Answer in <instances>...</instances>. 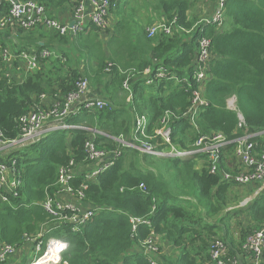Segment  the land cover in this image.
<instances>
[{"label": "trees", "instance_id": "16d2710c", "mask_svg": "<svg viewBox=\"0 0 264 264\" xmlns=\"http://www.w3.org/2000/svg\"><path fill=\"white\" fill-rule=\"evenodd\" d=\"M198 1L148 0L151 15L147 23L134 19V8L132 17H127V1L121 0L112 8L113 14L120 16L112 27L99 32L91 25L90 35H85L86 31L78 37L43 28L18 29L20 46L12 43L13 47L19 51L49 49L54 54L40 59L43 69L28 71L15 63L11 75L0 72V142L20 138L23 115L47 108L54 101L64 102L81 79H87L90 93L107 104L72 113L63 120L70 127L48 130L38 140L0 155L9 165L16 160L20 180L17 194L10 193L4 202L0 198V245L31 243L34 250L43 247V255L54 237L68 244L61 252V264H151L154 260L158 264H211L210 249L216 240L226 245L229 257L241 254L250 264V253L243 245L264 224V194L240 206L242 195L247 196L252 189L227 183L206 167L197 170L200 154L152 155L115 139L123 137L135 143L146 139L165 152L172 147L193 149L202 134L221 132L230 139L242 135L238 113L248 131L264 130V0H228L229 31L204 27L198 17L190 16ZM156 14L165 19L150 22ZM175 19L179 28L174 35L160 31L149 35L150 26ZM203 27L204 34L212 38L211 78L203 90L208 104L195 117V127L184 114L192 102L193 60ZM75 48H83L80 53L89 62L96 59L99 68L78 69L70 54ZM160 66L171 75L147 84L144 70L151 67L154 75ZM128 76H134L129 92L123 87ZM127 95L131 97L128 101ZM231 98L236 99V109L228 108ZM166 112L172 115L171 144L155 132ZM143 115L145 134L151 138L136 130L137 118ZM87 142L98 150H120L122 154L113 166L87 180L81 204L95 208L94 215L85 223L63 222L58 218L71 216L70 210L58 209V215L53 216L43 203L48 195H58L61 170L89 163ZM233 149L231 144L226 150ZM224 160L226 156L222 168L231 171ZM84 172L69 181L74 191L86 181ZM184 196L195 203L184 201ZM149 236L159 238L155 252H147Z\"/></svg>", "mask_w": 264, "mask_h": 264}, {"label": "built area", "instance_id": "2783aa9c", "mask_svg": "<svg viewBox=\"0 0 264 264\" xmlns=\"http://www.w3.org/2000/svg\"><path fill=\"white\" fill-rule=\"evenodd\" d=\"M118 0H75L73 7V26L69 22L62 21L59 17L49 12L47 7L37 0H0V31L7 28L34 30L43 28L51 33H60L61 35L80 36L85 33L91 25L101 31L108 30L112 25V8ZM228 0H216L214 11L210 16L200 20V25L215 26L218 29L226 30V13ZM176 19L170 23H157L148 28L150 36L163 32L164 35H174L177 28ZM204 27L201 29L202 34L198 37V46L196 49L193 66L195 71V88L192 90V102L184 116H190L194 126H197L195 117L200 109L208 104L203 96V90L207 81L211 78L210 61L212 38L204 34ZM188 33L193 29H187ZM54 51L43 49L40 52L36 50H13L8 46H0V72L11 75L15 71V63L20 68L34 71L38 69L40 59L49 58ZM108 68H111L109 64ZM108 69V70H109ZM147 77V84H153L155 80H162L171 75L166 68L160 66L154 75L152 68L147 67L143 72ZM135 75V74H134ZM151 75V76H150ZM134 77V76H133ZM132 77V78H133ZM128 76L123 80V87L131 91V80ZM191 89V88H190ZM235 99V98H233ZM107 103L97 96L90 93L89 82L87 79H81L77 83V90L69 93L64 102L54 101L47 108L34 110L21 117L24 124L22 136L12 141L0 142V155L6 156L7 151L15 146L25 145L38 140L48 130L55 128H68V124L63 120L72 113H76L81 109H92L94 107L102 108ZM171 114L166 112L160 120L159 127L155 130L156 134L161 136L163 140L171 144L172 130L170 127ZM239 123L238 129L243 131L242 135L234 139H230L221 132H212L210 134L200 135L194 143L193 149L178 150L172 147L168 152L161 151L157 144H152L146 139H140L136 143L128 142L123 137L115 138L118 142L126 146L139 149L140 151L152 155L159 156H177L185 157L194 154H203L206 156L205 167L210 174L220 175L223 181L235 185L236 187H248L252 189L241 202L240 206H244L251 200L264 194V130L248 131L245 129V121L241 113H238ZM146 117H138L136 121V130L141 131L145 137H149L144 129L146 128ZM0 135H2L0 133ZM234 144V155L237 160V166L234 170L226 171L222 168L221 161L227 147ZM89 163L86 165L90 171H85L86 181H83L80 189L74 191L69 186V181L76 178L78 174L84 171L83 167L71 166L68 169L61 170L59 178L62 184L60 191L56 197L47 196L43 205L45 210L53 216L58 215V209H67L72 215H62L58 219L63 222L85 223L95 213V208L85 207L81 204L84 198V189L87 188V180L95 178L100 173L106 171L114 165L115 161L121 156L122 152L116 150L113 153L98 150L92 142L86 143ZM20 185L16 160L11 165L0 160V198L7 201L10 193H16ZM63 197H69L67 200ZM78 201L80 203H78ZM135 223L146 222L141 219H133ZM159 238L149 236L145 241L147 252H155L158 250ZM61 245V252L68 247V244L57 238H50L48 246ZM67 245V247H65ZM18 247L11 245H0V261H4L11 256ZM243 250L250 253V264H261L264 260V224L254 234L250 235L243 245ZM229 249L221 241H214L211 245L210 256L211 264H241L237 257H229ZM46 254V251L42 256ZM41 256V257H42ZM40 257V258H41ZM61 257V254H60ZM39 258V259H40ZM60 263V261H59ZM53 264H56L53 262ZM151 264H158L155 260Z\"/></svg>", "mask_w": 264, "mask_h": 264}, {"label": "crops", "instance_id": "0c3cea01", "mask_svg": "<svg viewBox=\"0 0 264 264\" xmlns=\"http://www.w3.org/2000/svg\"><path fill=\"white\" fill-rule=\"evenodd\" d=\"M37 1L44 4L51 14H53L56 17H59V19H61L62 21L69 22V23H71L73 21L72 11H73V6H74L73 3L75 0H37ZM122 1L123 2L127 1L126 11L128 13L131 11V8H134L136 10L135 13H133V15H132L135 17L134 19L140 18L141 21H145V22H147L149 20V16L151 15V13H149V11L147 10L146 1H148V0H122ZM131 3H135V4L131 5L128 8V5H130ZM118 4H121V0H118L116 2V6ZM214 6H215V4L212 5V8H211V10L207 16H210L212 14V12L214 11ZM193 11L197 12L198 10L197 9L190 10L189 11L190 16H191ZM118 16L119 15H117V17ZM132 16H130V17H132ZM207 16H205V17H207ZM230 18L231 17H229V16L226 17V25H228V27H226L227 31H229L231 29V21L232 20H230ZM150 19H152V21H150V22L155 23L157 21L164 20L165 17L164 16H158L156 14V15L151 16ZM112 20H115L117 22V20H119V18L117 19L116 16L113 15ZM147 23H149V22H147ZM89 29H90V27H89ZM89 29L87 30V33L85 35H90L89 33L91 31ZM17 31H18V29H15V28L14 29L13 28H7L6 30L0 31V46H3V47L8 46L13 50L19 51L15 45H14V47L12 45V43H14L17 45L19 44V46H20V43L18 41H20L21 37H19L17 35ZM42 44H44V42H42ZM82 69L83 68H81V70ZM6 154H8V153H6ZM204 167H205V165L203 162V168ZM81 169H82V167H81ZM83 169H84V171H90L91 168L88 169L85 165V166H83ZM233 193H236V192H233ZM242 197L244 199L246 197V194L244 196L242 195ZM63 198L65 199L64 203H67V200H71L69 197H63ZM26 245L19 246L17 248V251L14 254L7 257L6 260H8V259L9 260L6 262V264H27L34 257L35 254H33L34 249H33L31 243H30V246L27 247L22 254H18L19 249L22 251ZM163 246L164 247L166 246V244L164 242L162 243V247ZM240 255L241 254H239L237 256L240 259L241 264H245V263L248 264V258L246 257L244 259ZM6 260H4V261H6ZM4 261H2V262H4Z\"/></svg>", "mask_w": 264, "mask_h": 264}, {"label": "rangeland", "instance_id": "374dc122", "mask_svg": "<svg viewBox=\"0 0 264 264\" xmlns=\"http://www.w3.org/2000/svg\"><path fill=\"white\" fill-rule=\"evenodd\" d=\"M75 2V1H74ZM76 3V2H75ZM135 3H131L130 5H128V8L131 6V5H134ZM214 4H216V0H199V2L191 9V10H194V9H197L198 11L197 12H195V11H193L192 12V14H191V16L192 17H198L199 18V20H202V19H204V18H206L205 16H207L208 14H209V12H210V10H211V8H212V5H214ZM75 6V5H74ZM115 7H116V5L115 6H113V8L115 9ZM215 7V6H214ZM130 16L132 15V12L130 11L129 13H128ZM113 15H115L116 16V18H117V15L116 14H113V12H112V17H113ZM125 15L127 16V17H129V15H127L126 13H125ZM230 20H231V18H230ZM112 23H116V21L115 20H112ZM111 27H112V25H111ZM226 27H228V25H226ZM97 41H100V42H102V39L100 38V37H98L97 36ZM104 45H105V42H102ZM71 46L69 45L68 46V48H70ZM84 50L83 48H75V50L73 49V51L71 50V52H70V54H71V57H72V63H74L75 64V66L79 69L80 68V70H81V68H85L86 66L87 67H89V68H91V67H93L94 69H98L99 67H98V61L96 60V59H93V60H91L90 62L89 61H87V59L85 58V55H83L82 54V52L80 53V51L79 50ZM83 52H86V51H83ZM89 62V63H88ZM42 66H43V64H42ZM42 66H38V69H43L44 67H42ZM124 90H126V89H124ZM128 92H129V90H128ZM129 95V94H128ZM127 95V97H126V100L128 101V100H130V96H128ZM235 100L236 99H233V98H231V99H229V101H228V108H230V109H236V104H235ZM195 127H198V126H195ZM119 138H121V137H119ZM122 139V138H121ZM193 146H194V144H193ZM18 149V147L17 146H15V147H13V148H11L9 151H7V153H10V152H12V151H14V150H17ZM224 155L226 156V160H224L225 161V163H226V167L228 168V170H234L235 169V167L237 166V160H236V157H235V155H234V149H233V152H227V150L224 152ZM199 156V159H198V162H197V165H196V169L197 170H199V171H202V169H203V162H204V165H205V161L207 160V158H206V156L204 155H198ZM225 156H224V158H225ZM225 169V168H224ZM227 170V169H226ZM166 179H169V175H166V177H165ZM183 199H184V201H186V200H193V203H195V200L193 199V198H190L189 196H184L183 197ZM185 203V202H184ZM195 212L196 211H198V210H194ZM235 231V230H234ZM30 246V243L29 244H27L25 247H24V249L21 251L20 249H19V253L18 254H22L23 252H24V250L27 248V247H29ZM47 246H48V243L46 244V248H45V250H46V256H44L43 257V259H48V258H50V257H52L53 256V250H52V247L54 246V247H57V246H55V245H51L48 249H47ZM42 250H43V247L40 249V246H36L35 247V251L33 250V254H35V256L27 263V264H34L36 261H39L41 258V254H42ZM17 251V250H16ZM15 251V252H16ZM14 252V253H15ZM13 253V254H14ZM41 255V256H40ZM58 255V257L56 256V258L55 259H53V260H51V261H48V264H53V262H57V261H60V263H57V264H61V257H60V253H58L57 254ZM159 257V256H158ZM40 258V259H39ZM60 259V260H59ZM65 264V263H64Z\"/></svg>", "mask_w": 264, "mask_h": 264}, {"label": "bare ground", "instance_id": "6f19581e", "mask_svg": "<svg viewBox=\"0 0 264 264\" xmlns=\"http://www.w3.org/2000/svg\"><path fill=\"white\" fill-rule=\"evenodd\" d=\"M51 246V245H50ZM49 246V247H50ZM48 247V248H49ZM47 248V249H48ZM61 245H57V247H52V250H53V256L52 257H50V258H48V259H43V257L44 256H46V254L44 255V256H42L41 257V259L39 260V261H37V262H35L34 264H48V261H51V260H53V259H55L56 258V256L58 257V253H60L61 254ZM47 253V252H46ZM60 260V259H59ZM56 264L57 263H59V261H57V262H55Z\"/></svg>", "mask_w": 264, "mask_h": 264}, {"label": "water", "instance_id": "95a60500", "mask_svg": "<svg viewBox=\"0 0 264 264\" xmlns=\"http://www.w3.org/2000/svg\"><path fill=\"white\" fill-rule=\"evenodd\" d=\"M73 24H74V22L72 21V22L70 23V26H73Z\"/></svg>", "mask_w": 264, "mask_h": 264}, {"label": "clouds", "instance_id": "9594fccd", "mask_svg": "<svg viewBox=\"0 0 264 264\" xmlns=\"http://www.w3.org/2000/svg\"><path fill=\"white\" fill-rule=\"evenodd\" d=\"M65 247H67V245H65Z\"/></svg>", "mask_w": 264, "mask_h": 264}]
</instances>
